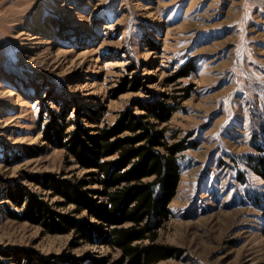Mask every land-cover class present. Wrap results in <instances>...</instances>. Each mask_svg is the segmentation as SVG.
I'll use <instances>...</instances> for the list:
<instances>
[{
    "label": "rangeland",
    "instance_id": "rangeland-1",
    "mask_svg": "<svg viewBox=\"0 0 264 264\" xmlns=\"http://www.w3.org/2000/svg\"><path fill=\"white\" fill-rule=\"evenodd\" d=\"M156 102L175 109L147 119L194 145L177 155L155 240L180 252L153 264H264V0H0V264L121 259L107 238L12 218L24 204L6 197L23 186L58 215L87 216L46 182L87 170L43 126L56 114L70 130L79 115L93 130Z\"/></svg>",
    "mask_w": 264,
    "mask_h": 264
},
{
    "label": "trees",
    "instance_id": "trees-1",
    "mask_svg": "<svg viewBox=\"0 0 264 264\" xmlns=\"http://www.w3.org/2000/svg\"><path fill=\"white\" fill-rule=\"evenodd\" d=\"M187 68L188 63L169 80L187 75ZM182 90L187 96L188 88ZM174 109L173 103L156 102L146 107L147 114L122 111L112 125L93 130L79 124V115L74 127L67 130L63 119L53 114L43 126L44 139L68 150L87 172L76 181L46 182L52 184L54 193L65 204H74L75 212L85 211L87 216L58 215L36 194L18 185L10 189L6 199L18 207L24 204L21 212L9 207L5 212L18 220L42 224L51 232L74 229L89 241L107 238L108 244L121 253V259L112 264H153L178 255L176 248L155 240L169 216L167 208L179 180L177 155L194 143L189 145L185 139L169 143L164 131L147 119L166 122ZM94 184L99 187H88ZM102 227H107L105 232ZM145 240L148 243L143 245ZM26 257L28 261L23 264H75L59 258L55 261L54 256H39L36 260L28 254ZM13 263L22 264L19 259Z\"/></svg>",
    "mask_w": 264,
    "mask_h": 264
}]
</instances>
